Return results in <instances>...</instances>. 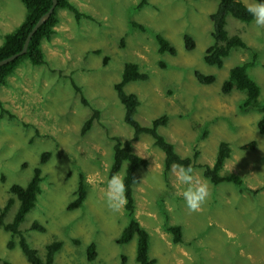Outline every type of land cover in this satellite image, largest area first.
I'll list each match as a JSON object with an SVG mask.
<instances>
[{"label":"rangeland","instance_id":"1","mask_svg":"<svg viewBox=\"0 0 264 264\" xmlns=\"http://www.w3.org/2000/svg\"><path fill=\"white\" fill-rule=\"evenodd\" d=\"M70 1L92 19L77 21L72 11L59 9L56 33L42 44L45 63L24 61L0 87L4 107L15 116L0 118V209L11 196V185H26L40 167L41 193L20 230L42 257L48 243L61 240L53 264H138L136 237L127 244L116 241L129 220L125 203L113 211L106 196L114 136L126 140L133 135L124 122V107L114 84L121 80L125 64L136 62L148 74L147 80L131 81L125 87L140 100L137 120L146 125L167 114L168 124L159 132L181 156L198 153L193 175L205 181L209 190L206 202L190 211L176 165L166 178L164 152L154 138L142 134L134 142L136 153L148 160L138 170L134 196L135 217L151 236L150 257L156 258L155 264H264V134L258 130L262 114L239 108L244 91L221 90L230 69L252 60L255 51L256 63L248 72L261 88L259 100L264 101V27L228 15V34L239 35L248 49L233 48L219 68L204 61L213 43L210 17L219 0ZM241 1L247 6L257 4ZM25 12L21 0H0V44ZM134 22L146 29L135 27ZM157 33L175 47L174 53L160 51ZM186 34L195 40L193 49L184 45ZM196 70L214 75L215 81L199 82ZM93 108L100 116L82 134ZM221 141L231 148L222 173L241 176V189L233 182L215 185L203 175L205 165L214 163ZM252 141L254 147H244ZM45 151L50 155L41 163ZM126 166L116 176L122 179ZM81 174L87 197L80 207L70 209ZM17 207L15 200L6 222ZM35 221L45 231L32 229ZM165 223L181 225V242L172 240ZM9 238L10 233L0 229V264H29L19 237L14 238L13 248L7 246ZM92 240L97 242L98 254L89 261L86 247Z\"/></svg>","mask_w":264,"mask_h":264},{"label":"trees","instance_id":"2","mask_svg":"<svg viewBox=\"0 0 264 264\" xmlns=\"http://www.w3.org/2000/svg\"><path fill=\"white\" fill-rule=\"evenodd\" d=\"M25 5L26 12L22 22L15 28L14 31L6 34L3 42L0 44V60L19 52L24 45L27 35L32 30L38 19L45 14L52 6V0H21ZM257 3L260 0H256ZM145 3L146 0H143ZM247 5L241 0H219L216 10L211 14L213 30L211 36L213 43L207 47L204 55V61L209 65H215L221 68L224 64V59L230 54L233 48H246L247 43L237 34L229 35L226 29L227 16L232 15L238 20L250 23L253 17L246 11ZM68 9L75 15V19L80 21L83 17L92 19L91 15H86L81 12L70 0H57L56 8L51 17L43 23L32 36L26 53L19 56L15 60L0 66V87L8 83V78L12 75L17 67L24 61H30L33 65H41L45 63V56L42 44L45 40H50L56 33L55 26L59 23L58 10ZM135 27L141 30L146 29L143 25L133 23ZM157 41L161 52H175V47L161 34L157 33ZM184 45L186 49L195 47V40L192 36L186 34L184 36ZM96 52V51H95ZM98 52V51H97ZM257 52L254 51L252 60L243 62L233 66L229 71V76L221 86L224 93H229L234 89L244 91L245 99L239 105L242 111L256 109L262 116L258 122V130L264 134V101H260L261 88L259 84L250 76L248 70L256 63ZM195 75L199 82L210 84L215 81V76L204 74L196 70ZM148 74L142 72L136 62H127L124 66L122 78L114 84L117 96L124 107V122L133 129V135L130 139L121 140L114 136L113 145V160L109 169V177L116 176L124 163H127L125 174L122 177L125 185L124 200L125 211L129 217L127 225L123 228L120 236L116 239L119 244H127L136 237V261L138 264H155L156 258L150 257V233L135 217V196L134 185L138 182V170L148 165V160L134 150V142L137 141L142 134H149L154 138L155 145L164 152V176L167 178L171 168L176 166L194 167L195 159L198 153H194L193 157L181 156L175 149L172 142L159 132L161 126L168 124L169 117L167 114H162L152 119L150 124L143 125L137 118L136 114L140 105L138 96L133 92H127L125 87L131 81L147 80ZM73 87L77 92H83L81 87L72 80ZM85 102L88 103L87 100ZM8 114L14 118V114L4 107L2 99H0V118ZM100 111L93 108L91 116L85 120L81 129L82 134L89 130L95 119L99 118ZM255 142L244 145L245 148L254 147ZM50 155L49 151H45L41 156V163H44ZM231 156V148L226 141H221L218 146L216 159L213 164H207L204 167L203 175L213 182L215 185L221 182H233L239 189L243 187V179L236 173L223 174L222 169L225 166L226 160ZM84 174L80 175L79 189L77 198L69 204V208L74 209L80 207L87 197V186ZM43 180L42 170L40 167L34 169L33 175L26 185L14 183L10 187L11 196L6 201L5 205L0 209V229L10 233V238L7 241L8 248L15 246L14 238L18 236V244L26 256L29 264H53L56 253L62 248L63 241L54 240L46 245L45 256L42 257L38 250L31 246L26 236L20 230L21 223L25 220L26 215L36 205L38 195L41 193V181ZM18 201V207L15 211L12 220L6 222L5 218L14 204ZM166 223L168 220L166 219ZM165 229L171 233L172 240L175 243L181 242L183 231L181 225L166 224ZM32 229L45 231V226L35 221L32 224ZM76 244L80 240L74 239ZM97 242L92 240L86 247L87 258L89 261L94 260L98 254ZM5 264H8L7 262Z\"/></svg>","mask_w":264,"mask_h":264},{"label":"clouds","instance_id":"3","mask_svg":"<svg viewBox=\"0 0 264 264\" xmlns=\"http://www.w3.org/2000/svg\"><path fill=\"white\" fill-rule=\"evenodd\" d=\"M246 11L253 17L255 25L264 27V0L255 5L247 7ZM177 180L184 186L182 196L186 207L190 211L198 210L209 196L208 185L203 180H197L193 175L191 167L175 166ZM125 185L119 176H113L108 181V192L106 194L108 207L113 211H119L125 203Z\"/></svg>","mask_w":264,"mask_h":264},{"label":"water","instance_id":"4","mask_svg":"<svg viewBox=\"0 0 264 264\" xmlns=\"http://www.w3.org/2000/svg\"><path fill=\"white\" fill-rule=\"evenodd\" d=\"M52 2L53 3H52V6L50 7V9L38 19V21L36 22V24L33 26L32 30L27 35L26 40H25L24 45H23V48L19 52L12 54L11 56H9V57H7L5 59L0 60V66L6 64L8 62H11V61L15 60L16 58H18L19 56H21L24 53H26V51L28 49L29 42H30L32 36L34 35V33L53 14V12H54V10L56 8V5H57V0H52Z\"/></svg>","mask_w":264,"mask_h":264}]
</instances>
